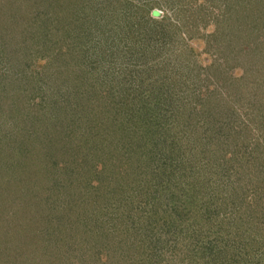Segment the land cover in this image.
I'll return each instance as SVG.
<instances>
[{"label": "trees", "instance_id": "obj_1", "mask_svg": "<svg viewBox=\"0 0 264 264\" xmlns=\"http://www.w3.org/2000/svg\"><path fill=\"white\" fill-rule=\"evenodd\" d=\"M263 6L0 0V264H264Z\"/></svg>", "mask_w": 264, "mask_h": 264}, {"label": "rangeland", "instance_id": "obj_2", "mask_svg": "<svg viewBox=\"0 0 264 264\" xmlns=\"http://www.w3.org/2000/svg\"><path fill=\"white\" fill-rule=\"evenodd\" d=\"M211 5V4H210ZM210 5H208L209 7H214V5H212V6H210ZM217 5V4H216ZM126 7H129V6H126L125 5V7H123L125 10H121V14H123L124 15V19H125V21H129V20H135V18H136V16H137V12L136 11H129L128 9L129 8H126ZM264 7V6H263ZM210 10H212V9H210ZM154 11H156V12H158L159 13V15L158 16H154L153 15V12ZM165 11H163L162 9H154L153 11H152V13H151V17L153 18V19H159V18H162L164 15H165ZM214 13V15H213V17L216 15L215 14V12H213ZM139 15V14H138ZM259 16V17H258ZM261 19H264V11H263V13H261V14H258V13H251V12H249V16L246 18V20H247V22H246V25H255V22H258V23H260V21H261ZM122 20V19H121ZM212 20V19H211ZM117 21V20H116ZM213 25H209V27H207L208 28V31H212V30H214V28L212 27ZM246 38H247V36L244 34L243 35V41L244 40H246ZM191 46L195 49V51H196V57L198 58L197 59V61H198V63H199V66H201L202 68H201V71L202 70H204L205 68H207V67H209V65H211L212 64V62L215 60V57L214 56H212L211 54H206L205 52V50H203V49H205L204 47V44H201V43H197V42H195V41H192L191 42ZM205 51V52H204ZM247 59V57H246V55L244 56V55H242V56H240V61H242L241 63H243V61H245ZM216 70L219 72V73H221L222 75H224V76H228V77H230V78H238V77H240L241 76V73H242V70L241 69H233L232 68V62H229V61H227L226 63H222L221 64V61H220V65H219V67H217L216 68ZM213 73V72H212ZM227 77V78H228ZM204 78H203V75H202V77H201V81H197V87L198 88H206L207 86H209L210 87V89L212 90V89H216L217 87V84H215L214 83V81L216 82V77H215V80L214 81H204L203 80ZM212 80V79H211ZM218 80H221V76L219 75V77H218ZM8 123V126H9V123H11L10 122V120L9 121H7ZM2 217H4L3 216V214H1V217H0V226H1V224L3 223V222H5L7 219H4V218H2Z\"/></svg>", "mask_w": 264, "mask_h": 264}, {"label": "water", "instance_id": "obj_3", "mask_svg": "<svg viewBox=\"0 0 264 264\" xmlns=\"http://www.w3.org/2000/svg\"><path fill=\"white\" fill-rule=\"evenodd\" d=\"M153 15H154V16H158V15H159V13H158V12H156V11H154V12H153Z\"/></svg>", "mask_w": 264, "mask_h": 264}]
</instances>
